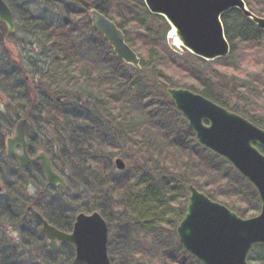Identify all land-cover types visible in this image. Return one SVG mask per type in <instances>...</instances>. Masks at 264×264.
<instances>
[{"label": "trees", "instance_id": "obj_1", "mask_svg": "<svg viewBox=\"0 0 264 264\" xmlns=\"http://www.w3.org/2000/svg\"><path fill=\"white\" fill-rule=\"evenodd\" d=\"M70 1L81 8L66 7L71 17L60 23L35 15L26 5L9 4L15 20L27 23L36 42H41L37 45L41 55L38 61L24 58L20 70L4 68L0 61V93L5 96L0 105V180L6 188L0 198V220L6 219L20 234L14 246L6 237L0 238V264H86L75 261V248L68 242L51 251L41 223L27 211L28 206L64 231L72 230L79 212L99 211L111 231L108 245L112 264H204L183 245L180 253L188 254L187 258L166 251L158 240L166 230L177 236L189 201L188 183L206 188L209 197L244 217L257 214L260 206L250 203L256 200L260 204V199L256 190L248 195L233 187L219 188L231 174L224 173L219 165H204L198 153L183 143L195 137L192 129L188 126L187 133L181 134L177 125L168 121L166 115L171 109L180 114L170 97L165 104L147 91L149 85L186 87L230 108L214 86L220 85L216 78L220 74H208L202 64H197L208 61L187 50L185 54L172 51L166 42L169 23L163 16L152 14L144 0ZM247 2L253 12L264 17V7L257 9V0ZM93 8L124 31L127 43L141 58L140 71L129 75L125 62L102 35L101 43L111 52L106 57L100 53L102 46L96 38L79 36L76 22ZM222 20L231 52L212 62L240 75L244 56H262L263 30L236 8L226 12ZM86 23L89 30L93 29L90 20ZM157 23L164 31L156 28ZM189 56L195 61L190 62ZM22 117H28L33 125L31 154L35 156L37 149L45 151L55 170L66 179L67 188L49 186L40 162L23 167L15 158L7 157V138ZM109 117L117 125L107 121ZM109 123L114 129L107 126ZM255 123L264 128V121ZM122 134L137 148L147 149L152 156L150 163L154 161L162 172L155 176L148 163L136 160L118 172L115 158L122 150ZM199 167L201 173L195 172ZM31 184L45 194L47 189L57 191L59 196L44 194L48 197L43 199L38 193L31 197ZM39 250L40 255H33Z\"/></svg>", "mask_w": 264, "mask_h": 264}, {"label": "water", "instance_id": "obj_2", "mask_svg": "<svg viewBox=\"0 0 264 264\" xmlns=\"http://www.w3.org/2000/svg\"><path fill=\"white\" fill-rule=\"evenodd\" d=\"M49 1V0H44ZM152 14L163 16L172 26L169 46L177 53L184 50L205 60L230 54L231 44L225 33L222 16L236 8L264 30V17L257 15L245 0H144ZM0 22L9 34L16 31L13 9L0 0ZM96 32L112 46L125 63L141 68V59L127 43L117 23L96 8L91 10ZM167 93L183 115L196 139L229 161L256 188L261 210L243 217L227 205L213 200L196 186H189V201L176 235L179 242L204 264H250L252 248L264 243V128L228 110L210 98L184 87H168ZM0 99L3 96L0 94ZM32 122L20 118L7 138L6 155L23 167L40 162L49 186L68 187L45 151L31 154L29 136ZM117 169L126 168L122 157L115 159ZM2 184L0 182V192ZM27 211L42 225V232L51 251H58L61 242L75 248V261L86 264H112L109 256V224L99 211H81L71 231H64L49 222L35 207Z\"/></svg>", "mask_w": 264, "mask_h": 264}, {"label": "rangeland", "instance_id": "obj_3", "mask_svg": "<svg viewBox=\"0 0 264 264\" xmlns=\"http://www.w3.org/2000/svg\"><path fill=\"white\" fill-rule=\"evenodd\" d=\"M6 1L11 6H21L22 7L23 5H26L27 6L26 9L28 8V10L34 13L35 15H38V16L44 15L46 16V18L52 19L54 22H58V23L63 22L66 19H70L71 16H69V14L65 11L66 7L76 6V8H81V6L71 2L70 0H50V1L6 0ZM245 1L249 7L247 0ZM263 7H264V1L262 2V0H257V9L260 10ZM76 20L74 22H76ZM88 20L91 21V11L84 13L83 17L80 20H77L76 23L79 24L78 26L80 27L79 36L88 37V38L92 37L93 39L96 38L97 39L96 41H98V45L102 46V48L99 49L100 53L103 55V57L109 56L111 53L109 51L110 48H108L106 45L101 43L102 39L99 36L101 34L93 30L94 28L89 30V28L86 27L87 25L86 22ZM156 26H157L156 28H158L159 31H164V29L159 23H157ZM170 27L171 29L167 31V35H166V42L168 44H169V38L172 32V26L170 25ZM81 29L83 31H81ZM260 37H261L260 45H261V48H263V52H261L262 56H260L258 59H256L252 54L244 56L245 65L243 68H241L242 70H240V75L238 71H232V70L228 71V69L224 65L220 63H214L212 62V60L211 61L206 60L208 61V63H202L200 61L199 63H197L198 65L202 64V67L207 71L208 74L209 73L215 74V75L216 73L220 74L219 76L220 80H219V77H216L218 78L217 81L220 82V85H214L219 90L218 94L221 93L222 95L221 98L228 103V106L230 107L231 110L235 111L236 113L242 115L243 117L249 119L250 121L254 123L256 120L264 121V30H263V33L260 34ZM37 40L38 39H36L34 35L32 34L31 28L24 21L23 23H21V22H18V20H16V31L13 34H9L7 27L0 22V61H2V66L4 68H14V69L20 70L21 66H23V64H21V61H23L24 58H32L31 60L38 61L41 55V51L38 49L37 45H40L41 42H39L38 44L36 42ZM103 41L107 42L105 39ZM185 51L186 50H184L181 54H185ZM191 55L193 56L194 54L191 53ZM237 55L241 57V54L239 52L237 53ZM192 56L188 57L190 62L195 61L194 57ZM125 66H127L126 70L129 73V75L135 73V71H140L141 69L140 68L137 70L134 66L127 64V63H125ZM128 67H130L131 69H129ZM139 75L141 76L143 74L139 73ZM136 85H139V84H136ZM148 87L149 89L147 92L149 94L158 95L159 99L162 102H164L165 104L168 103L169 95L167 93V88L169 86L167 87L164 85H155V86L149 85ZM0 94L3 96V99H0V105H3L2 102L5 100L4 99L5 96L2 93ZM168 113L169 114L166 115L168 117V121H171L173 122V124L177 125L179 129V133L186 134L188 124L185 118L183 117V115L180 112H179L180 114H177V115L174 114L175 111L173 109H171V112H168ZM44 117L47 119L46 116ZM104 117L106 118V116ZM113 119L114 118L109 117V120L107 121H110L114 124L115 121L113 122L112 121ZM114 125H117V123H115ZM107 126L111 129H114L113 127H111L110 123ZM110 132H114V130H111ZM33 134H35V132H33ZM124 137L125 136L122 134V139H121L122 150L118 155H116V158L122 157L126 163V168L123 170L117 169L118 172L125 171L126 169L131 167L135 160L140 164L148 163V167L152 170V173L155 176H157L158 173L162 172L161 168H158L159 166H157V164H154V161H152L153 164L150 163L149 159H152V156L150 152L147 151V149L137 148V146L133 142H130L127 137L125 138ZM186 140H183V143L184 144L186 143L187 145H189L190 146L189 148H191L194 151V153L195 152L198 153L199 155L198 157L199 159H203L201 162L204 165H206L207 163L219 165L224 173L231 174L230 178L228 177L224 178V183L220 184V186L218 185L219 188L225 189V188L233 187V188H236L238 192L242 191V193H248V195L254 193V190H256V188L253 186V184L249 180H246V181L243 180L241 178V174L239 173V171L224 157L220 156L213 150L202 145L196 139V137H193V138L190 137ZM40 150L41 149H37L36 154L40 152ZM200 170H202V168H200L199 170L196 169L195 172L201 173ZM199 179H195L194 182L199 181ZM0 182L2 184V191L0 192V198H1L6 194V188L4 187V183L1 180ZM195 183H188V184H192L196 186ZM205 189L206 188H204V190L203 189H199V190L206 194ZM28 192L31 195V197L37 196V194L40 193V197H42L43 199L48 197L45 195L52 196L53 194L58 195L59 193L57 191L55 192L54 190L50 191L47 189V194H45L42 192V190H38V187H36L33 184H31V186L28 187ZM50 192H53V193L51 194ZM188 198L189 197L187 196V199ZM213 200H216V199H213ZM218 202H221V201H218ZM254 202L250 203V206L254 205L257 207L259 205L260 207L259 208L257 207L258 208L257 214H258L261 210V201H260V204L256 200H254ZM221 203L227 205L224 202H221ZM227 206L229 207V205ZM254 215L256 214H252L247 217H251ZM173 232L166 230L163 232V234H161L163 236L158 239L160 240L159 244H162V246L160 247L166 249V251L170 250L169 252L172 254H176V252H179L180 256L187 258L188 254L186 253L183 254L182 252L180 253V250H181L180 246H182V244L178 241L177 236L173 235ZM110 236H111V231L109 232V239H110ZM4 237H6V239L9 240L8 243H11V245L13 246L17 245L20 241L19 231L15 230V228L11 225V223L6 221V219L0 220V238H4ZM148 243L151 244L150 241ZM40 253H41V250L35 251L33 255L37 256V255H40ZM248 260L250 264H264V243L257 244L253 247V249L249 253ZM169 264H175V263L174 261H172V263H169Z\"/></svg>", "mask_w": 264, "mask_h": 264}, {"label": "flooded vegetation", "instance_id": "obj_4", "mask_svg": "<svg viewBox=\"0 0 264 264\" xmlns=\"http://www.w3.org/2000/svg\"><path fill=\"white\" fill-rule=\"evenodd\" d=\"M218 104H220V103H218ZM222 105V104H221ZM223 106V105H222ZM225 107V106H224ZM228 110H230V111H233V110H231L230 108H228V107H226ZM233 112H235V111H233Z\"/></svg>", "mask_w": 264, "mask_h": 264}]
</instances>
